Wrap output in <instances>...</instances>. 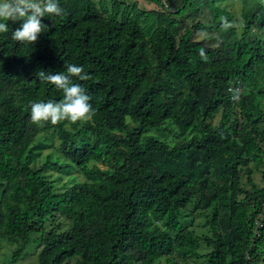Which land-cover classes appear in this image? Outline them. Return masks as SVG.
Wrapping results in <instances>:
<instances>
[{"label":"trees","instance_id":"obj_1","mask_svg":"<svg viewBox=\"0 0 264 264\" xmlns=\"http://www.w3.org/2000/svg\"><path fill=\"white\" fill-rule=\"evenodd\" d=\"M146 1L161 10L60 0L64 14L43 18L34 44L12 39L22 21L0 33V239L17 244L8 264L32 241L39 264H264V185L252 177L254 167L264 181V0H241L239 20L227 0ZM185 11L207 15L188 25ZM206 31L212 43L195 39ZM66 62L92 77L73 79L94 116L33 123V102L63 98L35 73ZM167 124L175 143L147 134ZM49 135L60 152L36 165ZM74 169L82 180L51 176ZM195 212L210 233L195 230Z\"/></svg>","mask_w":264,"mask_h":264},{"label":"clouds","instance_id":"obj_2","mask_svg":"<svg viewBox=\"0 0 264 264\" xmlns=\"http://www.w3.org/2000/svg\"><path fill=\"white\" fill-rule=\"evenodd\" d=\"M63 14L60 0H0V33L8 32L7 22L22 21L12 32V39L20 43L34 44L39 35L49 27L43 23V18ZM224 26H230L226 20ZM64 69L60 72L38 70L35 73L42 83L47 82L61 90L63 98L59 101L33 102L30 114L33 123L42 125L43 122H51L56 125L61 121L90 120L94 116L95 109L90 102L92 97L87 88L83 84L75 83L73 79L88 81L92 77L81 65L66 62Z\"/></svg>","mask_w":264,"mask_h":264},{"label":"rangeland","instance_id":"obj_3","mask_svg":"<svg viewBox=\"0 0 264 264\" xmlns=\"http://www.w3.org/2000/svg\"><path fill=\"white\" fill-rule=\"evenodd\" d=\"M95 1L99 5V2L101 0H95ZM104 1L106 3L107 10L111 11L112 2L114 0H104ZM117 1H122L124 4H128V5H132V3H135V4H137L138 7H140L141 9H144L146 11L151 10V9L161 10L160 7H158L157 5H154V4H152L146 0H117ZM220 5H225L227 9H229L231 12H233V14L236 17V20H239V16H240V13L242 10V1L241 0H227L225 2V4H220ZM129 14L132 15L133 11L130 10ZM191 15L192 16H188V11H185L182 14L183 20H185L188 25H191L192 22H195L198 19L205 20V15H207V14H203V15L191 14ZM214 35H215V33L206 31V32H196L194 37L197 40H201L204 43L209 44V43H212L211 37H213ZM218 119H219V114L215 117L214 121L217 122ZM78 124H81V121H78ZM65 126L71 128L72 127L71 121L70 120L66 121ZM165 127L166 128L162 131L150 129L147 132V134H154V135L156 134L159 138H164V139L170 141L171 143H175L176 141H178V139L175 136H173L174 129H176V128L172 124H167ZM46 135H47V133L41 132L42 138H44ZM46 142L48 143L47 144L48 146H46L42 149V152H41L39 158L36 160V165H40L42 163V161L45 159L47 154H52L53 157H56L60 152L58 147H57L59 141H58L56 136L48 137ZM100 165H102V164L100 163ZM253 169L254 170H253L252 177H253L254 182L256 183L257 186H263L264 181L261 177L260 170L259 169L256 170L254 167H253ZM51 172H52L51 173L52 178L60 186L63 185V183H66L69 180H71L73 177L76 180H82L83 179L81 172H79L78 170H75V169L72 171L71 174L70 173L62 174L61 179L59 177H57L59 175L58 173H56L55 171H51ZM242 183L245 185L246 188H249V184L246 183L245 174H242ZM191 217L193 219V221H192L193 227L195 228V230L199 234L210 233L209 227L205 224L203 215L195 212L191 215ZM262 244L264 246V242ZM16 248H17L16 243L9 242L5 239H0V264H8L10 259H11L12 253ZM39 249L40 248L36 245V243H34L33 241L30 242L23 249L20 258L14 264H39L38 259H37V253H38ZM207 250H208V248L206 246H204L203 244L199 248L200 252H205ZM263 255H264V253H263ZM205 263L206 262L204 259H188V260L183 259V260H179L176 264H205Z\"/></svg>","mask_w":264,"mask_h":264},{"label":"built area","instance_id":"obj_4","mask_svg":"<svg viewBox=\"0 0 264 264\" xmlns=\"http://www.w3.org/2000/svg\"><path fill=\"white\" fill-rule=\"evenodd\" d=\"M263 214H264V196H263V199H262V209H261V213L259 214L258 217H262ZM258 221H259V218H256V222H255L256 225H258ZM253 231H254V233H255L256 235L258 234L256 228H255Z\"/></svg>","mask_w":264,"mask_h":264}]
</instances>
